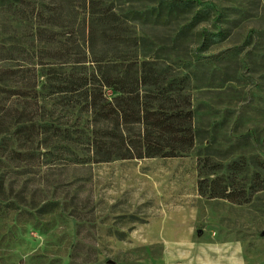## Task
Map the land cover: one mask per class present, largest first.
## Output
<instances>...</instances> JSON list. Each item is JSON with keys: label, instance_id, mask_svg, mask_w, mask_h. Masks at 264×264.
<instances>
[{"label": "rangeland", "instance_id": "374dc122", "mask_svg": "<svg viewBox=\"0 0 264 264\" xmlns=\"http://www.w3.org/2000/svg\"><path fill=\"white\" fill-rule=\"evenodd\" d=\"M20 1L47 2L0 0V264H264V0H193L206 19L184 32L189 13L129 21L141 55L189 74L198 139L178 157L96 163L56 137L86 118L49 113L47 74L66 67L40 57L35 25L11 7ZM158 1L114 0L125 14ZM29 90L41 108L25 143L3 113L22 109ZM202 156L222 166L207 180L244 160L248 201L200 196Z\"/></svg>", "mask_w": 264, "mask_h": 264}, {"label": "trees", "instance_id": "16d2710c", "mask_svg": "<svg viewBox=\"0 0 264 264\" xmlns=\"http://www.w3.org/2000/svg\"><path fill=\"white\" fill-rule=\"evenodd\" d=\"M11 7L14 13L31 19L35 25L32 36L41 45L40 57L66 67L47 74L48 83L44 87L53 106L49 113L59 110L58 116L62 117L77 111L79 118L82 115L86 118L85 125L72 132L59 129L58 139L75 143L81 149L85 147L88 159L95 163L178 157L194 148L199 132L188 92L189 74L176 72L167 60L147 58L149 52L141 55V45L128 22L156 24L189 13L190 18L181 29L188 31L200 26L207 15L204 10L194 11L195 1L159 0L144 10H131L130 14L123 13L114 0H47L40 7L20 1ZM209 36L215 39L221 34ZM207 41L212 40L204 37L201 44ZM36 92L29 90V100L21 102L22 109L12 107L10 112L3 113L16 120V133L25 143L38 135L34 119L41 100ZM71 133H75L74 138ZM26 154L22 152L16 159ZM198 165L202 176L197 181L200 196L238 204L248 201V192L241 183L243 178H238L247 174L244 160L234 159L225 166L228 172L225 180L219 177L207 180L206 175L215 173L214 165L222 167L207 156L199 158ZM260 169L264 170V164Z\"/></svg>", "mask_w": 264, "mask_h": 264}, {"label": "water", "instance_id": "95a60500", "mask_svg": "<svg viewBox=\"0 0 264 264\" xmlns=\"http://www.w3.org/2000/svg\"><path fill=\"white\" fill-rule=\"evenodd\" d=\"M262 233L264 234V231Z\"/></svg>", "mask_w": 264, "mask_h": 264}]
</instances>
